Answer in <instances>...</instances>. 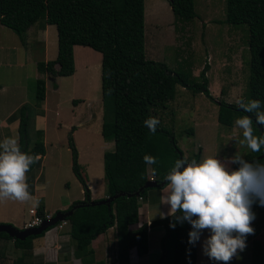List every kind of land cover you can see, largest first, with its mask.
Returning <instances> with one entry per match:
<instances>
[{
	"label": "trees",
	"instance_id": "obj_1",
	"mask_svg": "<svg viewBox=\"0 0 264 264\" xmlns=\"http://www.w3.org/2000/svg\"><path fill=\"white\" fill-rule=\"evenodd\" d=\"M165 1L170 6L175 20L188 22L197 17L193 0ZM39 21L54 26L57 32L56 59L39 62L36 66L38 73L49 76L54 89H57V77H70L75 74V46L90 48L102 56L101 135L105 142L114 143V150L105 152L103 156L104 179L108 198L121 196L114 199L110 205H90L91 193L78 163L73 131L70 132L68 147L72 154V173L84 191V200L73 203L68 211L74 207L76 209L66 220L70 224V236L76 245V256L83 264H90V245L100 235L114 228L117 241L116 264H130L131 249L136 250L138 257L147 255L149 249L146 224L134 232L130 231L131 226L139 223V202L145 199L150 191L145 188L146 183L154 182L155 189H162L166 184V172L174 166L176 159L185 157L170 130L158 125L156 133L152 134L143 122L151 116L152 108L164 107L167 102L175 99L177 86L212 100L206 75L209 67L205 66L195 82L190 72H172L164 63L146 58L144 0H0V25L11 30L22 45L26 44L27 31ZM223 23L247 27L249 77L243 99L264 102V0H226ZM45 94V82L38 79L35 94L37 106L44 102ZM72 103L77 104L78 101L74 100ZM241 111L237 106L223 102L218 108L217 121L220 125L231 128L238 117L249 115L253 122L254 134L264 135V125L256 122V116ZM19 116L21 151L29 155L44 156L43 132H36L37 142L30 148L29 120L24 107H21ZM192 133L190 130L189 135ZM144 155L155 157L157 163L150 166L145 164ZM188 159L199 162L200 156L194 155ZM39 160L30 166L27 173ZM244 160L251 164L264 163V147L258 153L250 150ZM238 168L237 164L235 170ZM251 209L264 214V206H261L258 200L252 204ZM37 214L45 219L43 206L37 209ZM174 222V217L168 216L151 223L152 229L163 227L166 231L162 240L163 256L160 264L168 256V239L174 242V264H197L198 242L194 246L188 243L191 225L185 221L183 224L176 223L173 228L171 225ZM43 235L44 233L19 241L0 233V244L2 240L13 241L14 248L22 252L12 264H33L30 260L32 242ZM0 259H6L1 246ZM250 259L251 264H264V251L258 241L252 242Z\"/></svg>",
	"mask_w": 264,
	"mask_h": 264
},
{
	"label": "rangeland",
	"instance_id": "obj_2",
	"mask_svg": "<svg viewBox=\"0 0 264 264\" xmlns=\"http://www.w3.org/2000/svg\"><path fill=\"white\" fill-rule=\"evenodd\" d=\"M193 1L197 17L188 22H181L175 20L167 1L144 0L145 55L148 60L164 63L172 72H190L195 82L196 78L199 77L201 71L207 65L209 69L206 75L209 81L208 89L212 100L207 99L201 94L194 95L188 89L177 86L176 97L173 101L167 102L164 107L152 108L150 112L151 116L157 117L160 120V126L167 128L173 133L177 146L184 156L189 158L199 155L201 159L203 155H217V158L225 163L230 170H235L237 164H230L226 158H231L239 153L244 159L250 149L246 144L241 143L243 140L242 130L237 128L234 131V126L230 128L220 125L217 121V115L221 103L224 102L227 105L236 106V101L244 98L245 87L249 77L248 31L245 25L230 26L223 23L225 20L226 0ZM42 22L39 21L37 24ZM50 29L53 35H51L50 40L53 41L55 39L56 41V28L52 26ZM4 31L6 32L0 34L3 44L6 46L15 45L14 39L18 43L20 42L19 38L11 30L5 28ZM4 39H6V42ZM30 45L32 46V50L35 49L32 52V57L36 56L39 51L38 45L33 43ZM83 48L88 51L82 53L80 56L78 55L77 62L74 57L75 72L77 71L74 78L73 76L57 77L55 81L58 84H62L63 98L65 100L68 98L72 99L69 104V110H73L72 101L75 100L80 103L81 100H84L82 110L79 112L83 113L85 118L93 119L88 125L95 127L97 123H102L103 115L100 90L102 56L90 48ZM49 49L52 54V46ZM10 53L0 51V57L3 56L7 59L6 61H0V76L6 73L13 74L15 79L13 83L20 82L24 94H21V91L16 93L15 97H12L15 92L8 94L6 98V110L7 113L11 114L20 102H24L21 107L25 109L30 130L35 127H33L35 114L40 111V106H37L35 101L36 83L33 80L35 67L29 63L25 50H22L20 62ZM48 60L53 61L52 58ZM43 76L47 79L48 75L43 74L39 78L43 80ZM77 76L78 78L76 79ZM87 88L88 94L84 95L87 97H84L82 94ZM48 90L50 92L53 91L52 83L48 87ZM50 92L49 95L52 96ZM75 106L79 107L78 104H74V108H76ZM54 120L53 111L48 106L47 123L50 131L46 134L48 141L47 148L48 152H52V154L59 153L61 155L63 175H60V178L61 180H66L65 184H67L70 183L68 181L70 171L67 169V166L70 165L72 169V154L67 145L70 131L69 129L67 131L61 129L56 131L55 128L60 127L62 122ZM53 126H56L55 130ZM91 130L93 131L94 128ZM190 130L193 131L192 135H189ZM29 135L30 133L28 132V141L37 142L38 135L36 133L33 132L30 135V140ZM94 139L92 138V140ZM100 141L104 143L103 138ZM42 142H44V138H42ZM74 143L76 146L75 141ZM49 145H55V148H51ZM107 145L105 142V152L114 150L113 146L109 147ZM85 158L87 157L85 156ZM53 159L55 158L53 157ZM81 164L79 165L83 169L85 167L83 161ZM99 181L102 182L100 183ZM95 185L100 192L102 190L106 193L107 188L104 177L96 180ZM61 188L63 189L62 186ZM140 205L142 206V203L139 202ZM252 212L255 215V219L251 224L254 232L247 235L245 250L242 252L238 250L237 255L233 257L229 264H236L237 262V264H251V246L253 241H258L264 251V214L254 212L253 210ZM155 231L152 232L149 238L152 252L148 264H160L163 256L160 257L158 254L160 248L163 250V245L162 240H156L155 234L157 231ZM57 233H61V231ZM108 233L105 234V238L109 235ZM102 235L104 236V234ZM209 235V230H203L199 241V250L197 247V264H218V262L209 259L203 253V242ZM105 243V245L102 243L105 250L101 246L98 248L99 251H102L99 253V257H101V260H105L106 264H114L116 262L115 242L112 238L107 237ZM173 245V240L168 239L166 243L168 256L163 260L162 264H174ZM7 255L9 257L5 260L2 261L0 259V264H12L16 255H13L9 250ZM63 261V259H60V264L70 263L69 260ZM219 264H223V262H219Z\"/></svg>",
	"mask_w": 264,
	"mask_h": 264
},
{
	"label": "crops",
	"instance_id": "obj_3",
	"mask_svg": "<svg viewBox=\"0 0 264 264\" xmlns=\"http://www.w3.org/2000/svg\"><path fill=\"white\" fill-rule=\"evenodd\" d=\"M50 27L52 26L45 25L43 22L33 25L27 31L25 46L20 42L18 43L16 39H14L15 45L6 46L1 42L0 39V51L6 53L11 52L10 54H12L18 60L21 57L22 50L26 51L29 63L35 67V73L33 75V80L35 81V83L38 79H40L39 77L43 75L38 73L36 68L37 63L48 62V59L50 58L55 60L57 57V34L56 41L55 39L53 41L50 40L52 35ZM4 29L5 28L0 25V34L6 32L4 31ZM4 41L6 42V39H4ZM31 43L36 44L39 47L37 55L33 57L32 52H34L35 49L32 50V46L30 45ZM50 46H52L53 49L52 54L50 53ZM87 51L88 50L81 46H75L73 48V55L76 58L75 61L77 62V58L82 53H85ZM6 60L7 59H5L3 56L0 57V61ZM76 73L77 71L74 75H76ZM77 78L78 76L76 77V79ZM42 79L43 81H45L46 86L45 100L39 107L40 111L35 114V121L33 123V127H35L29 130L30 135H32L33 132L36 133L37 131L43 132L45 147V155L40 157L37 165L29 173L26 174V182L29 186L28 190L33 198L26 202L16 201L12 199L0 200V224L12 225L17 229H25V225L30 219V216L28 214L29 210L35 209L37 211L40 206H43L46 217H53L57 212L65 213L66 211H68L73 203L84 200L83 188L72 173L70 165L67 166V169H69L70 171V175H68V181L70 183L65 184L66 180H61L60 178V175H63L61 155L59 153L52 154V152H48V141L46 139V134L48 131H50L47 123L48 106L51 107L55 116L54 121L62 122L60 127L53 126V129L56 127V131L58 129L64 131H67L69 129L70 132L73 131L72 134L74 141L76 142V148L78 150L77 152L79 164H81L83 161V165L85 166L82 169V164L80 165L82 173L86 177L88 189L91 193V201L99 202L101 200L108 199L107 191L106 193L102 190L100 192L98 190V187L95 185L96 180H99L100 177H104L103 156L105 153V141L104 139V143H101L100 141L101 138H103L101 135L102 123H97L95 127L89 126L88 123L93 119H87L85 118V115L83 113L79 112L80 110H82L84 100H81L80 103H77L79 107L75 106L76 108H74V104L72 103L73 110H69V104L72 99L68 98L65 100L63 98L62 84H58L55 81L57 89L53 88V91L50 92L48 90V87L52 83H49V81H51L50 78L47 76L46 79L43 76ZM81 79L83 80V78ZM13 81H15V79L13 77V74L11 73H6L0 76V140L4 139L5 137H14L18 140L19 144V113L21 105L24 102H20L17 108L11 114H9L6 110V98L7 95L12 94V92H15L12 97H15L16 93L20 91L21 94H24V90H22L23 88L20 82L13 83ZM49 92L52 93V96L49 95ZM87 94L88 88L84 90V93L82 95L84 96ZM72 128H74V130H72ZM92 128H94L93 131L91 130ZM30 135L29 140L31 139ZM92 138L95 139L92 140ZM35 142L36 141H29V147L32 148ZM107 144V146L109 147H114L113 142ZM49 146L51 148H55V145ZM66 150L68 151V149ZM85 156L87 158H85ZM53 157L55 159H53ZM148 172L151 175L150 168L148 169ZM63 185L65 186V188ZM61 186L63 187V189H60ZM52 189L54 190L52 191ZM140 203H142V206L140 205L139 207V223L137 225L131 226L130 231L134 232L138 227L146 224L148 226V241L152 235V232L155 230L157 231H155V236L157 237L156 240H163L166 232L165 229L163 227L152 229L151 223L163 219L161 218V213H163L165 217H168L167 214L170 211V205L160 204V190H157L155 188L150 189V191L147 193L146 198L140 200ZM67 224L68 225L63 226L61 230L52 228L44 233L41 238L33 240L30 259L33 264H60V259H63L64 261L69 260V264H83L82 260L76 256V245L70 236L69 222ZM59 231H61V233H57ZM106 233L109 234L107 237L112 238V240L115 242L117 257L116 231L114 228H111ZM105 234L104 236H99L90 245V250L92 251V262L90 264H95L98 262H104L106 264L105 260H101V257H99V253L102 251L98 250L100 246L103 250H105L104 245L106 244L105 242L107 240V237L105 238ZM102 243H104V245H102ZM1 247L4 249V253L6 252V258L9 257V255H7L8 250L11 251L13 255H16L15 259L22 253L21 251L14 248L13 241L2 240ZM197 247L199 250V242ZM161 250L162 249L160 248L158 252L160 257L163 255V250ZM151 252L152 249L150 242L148 254L145 256L138 257L136 254V250L131 249L129 252L130 264H148ZM114 264H116V262Z\"/></svg>",
	"mask_w": 264,
	"mask_h": 264
},
{
	"label": "clouds",
	"instance_id": "obj_4",
	"mask_svg": "<svg viewBox=\"0 0 264 264\" xmlns=\"http://www.w3.org/2000/svg\"><path fill=\"white\" fill-rule=\"evenodd\" d=\"M236 106L243 113L254 114L256 122L264 125V102L240 98ZM143 123L155 134L160 120L149 116ZM237 128L242 130L241 143L253 152H260L264 135L254 134L249 115L234 121V131ZM39 159V155L22 152L14 137L0 140V200L26 202L33 198L26 174ZM226 159L239 168L230 170L217 155H203L199 162L186 156L176 159L164 176L165 186L160 189V204L170 205L167 215L175 220L171 226L188 222L192 227L188 243L193 246L200 241L203 230H209L203 253L218 264H229L238 250H245L246 237L254 232L252 204L258 200L264 206V163H248L239 153ZM143 160L149 166L157 163L150 155H144ZM178 212L181 215L177 216ZM161 218H166L163 213Z\"/></svg>",
	"mask_w": 264,
	"mask_h": 264
},
{
	"label": "water",
	"instance_id": "obj_5",
	"mask_svg": "<svg viewBox=\"0 0 264 264\" xmlns=\"http://www.w3.org/2000/svg\"><path fill=\"white\" fill-rule=\"evenodd\" d=\"M145 188L148 189L156 188V184L154 182H148L146 183ZM119 196L121 195H115L113 198H108L100 202H92L90 205L91 206L100 205V204L110 205V203ZM75 209L76 208L74 207L66 213L57 212L53 217H50L49 219L43 221V223L40 226L35 228L17 229L12 225L0 224V233H4L12 239L24 241L28 237H36L43 233H46L49 229L54 228L58 223L66 221L73 214V211Z\"/></svg>",
	"mask_w": 264,
	"mask_h": 264
},
{
	"label": "built area",
	"instance_id": "obj_6",
	"mask_svg": "<svg viewBox=\"0 0 264 264\" xmlns=\"http://www.w3.org/2000/svg\"><path fill=\"white\" fill-rule=\"evenodd\" d=\"M28 214L30 216V219L28 220V222L26 223L25 225V229L27 228H35V227H38L40 226L43 221L49 219L50 217H45V219H43L42 217H40L38 214H37V211L35 209L33 210H29L28 211ZM68 222L67 221H63V222H60L58 223L55 228L57 229H62L63 226H65Z\"/></svg>",
	"mask_w": 264,
	"mask_h": 264
}]
</instances>
